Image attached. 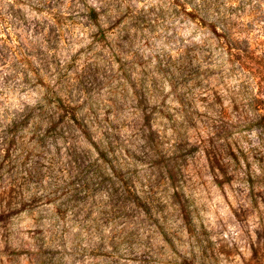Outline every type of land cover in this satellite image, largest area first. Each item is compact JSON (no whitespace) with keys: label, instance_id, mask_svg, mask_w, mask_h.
<instances>
[{"label":"clouds","instance_id":"1","mask_svg":"<svg viewBox=\"0 0 264 264\" xmlns=\"http://www.w3.org/2000/svg\"><path fill=\"white\" fill-rule=\"evenodd\" d=\"M0 264H264V0H0Z\"/></svg>","mask_w":264,"mask_h":264}]
</instances>
